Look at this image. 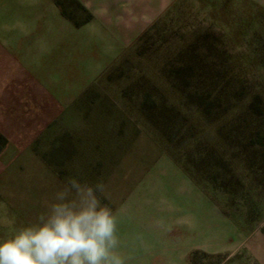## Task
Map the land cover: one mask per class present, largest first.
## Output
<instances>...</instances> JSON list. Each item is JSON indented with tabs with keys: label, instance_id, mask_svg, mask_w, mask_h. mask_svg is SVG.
Masks as SVG:
<instances>
[{
	"label": "rangeland",
	"instance_id": "1",
	"mask_svg": "<svg viewBox=\"0 0 264 264\" xmlns=\"http://www.w3.org/2000/svg\"><path fill=\"white\" fill-rule=\"evenodd\" d=\"M26 2L0 0V24ZM24 66L19 95L15 78L0 86V238L74 177L106 185L126 264H258L246 238L264 232V0L175 1L44 126L14 99L50 65Z\"/></svg>",
	"mask_w": 264,
	"mask_h": 264
},
{
	"label": "crops",
	"instance_id": "2",
	"mask_svg": "<svg viewBox=\"0 0 264 264\" xmlns=\"http://www.w3.org/2000/svg\"><path fill=\"white\" fill-rule=\"evenodd\" d=\"M26 1V14L13 13L0 24V31L7 34L3 44L0 42V65H4L0 86L6 91L8 79L15 78L11 86L15 89L6 93L19 95L24 65L36 64L39 69L50 65L45 78H29L32 87L38 89L32 88L27 104L20 96L14 99L22 111L47 112L41 123L44 126L69 110L76 98L177 0ZM71 1L85 10L87 18L80 20L64 12L70 9ZM33 6L35 16L29 13ZM11 71L12 77L8 75ZM246 246L258 264H264V232L247 236Z\"/></svg>",
	"mask_w": 264,
	"mask_h": 264
},
{
	"label": "clouds",
	"instance_id": "3",
	"mask_svg": "<svg viewBox=\"0 0 264 264\" xmlns=\"http://www.w3.org/2000/svg\"><path fill=\"white\" fill-rule=\"evenodd\" d=\"M105 191L69 177L34 221L0 238V264H126Z\"/></svg>",
	"mask_w": 264,
	"mask_h": 264
}]
</instances>
